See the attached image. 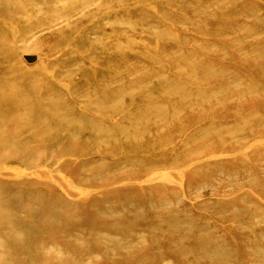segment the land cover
I'll use <instances>...</instances> for the list:
<instances>
[{
  "label": "rangeland",
  "instance_id": "374dc122",
  "mask_svg": "<svg viewBox=\"0 0 264 264\" xmlns=\"http://www.w3.org/2000/svg\"><path fill=\"white\" fill-rule=\"evenodd\" d=\"M166 1L0 3V264H264V3L173 0L107 60Z\"/></svg>",
  "mask_w": 264,
  "mask_h": 264
},
{
  "label": "bare ground",
  "instance_id": "6f19581e",
  "mask_svg": "<svg viewBox=\"0 0 264 264\" xmlns=\"http://www.w3.org/2000/svg\"><path fill=\"white\" fill-rule=\"evenodd\" d=\"M35 1V2H34ZM264 3V0H261ZM2 2H6V6L7 7H13L16 5H27V4H32L34 2V4L38 7H42L44 6V4L46 3V0H0V3ZM48 4V2H47ZM178 11L179 8L176 7V5H174L173 0H167L165 2V4L161 5H156L154 7H148V8H141L140 10L135 11L137 13V21H147L152 19L153 20H157V24H160L161 26H159V28H157L155 30V32L153 34H148L144 37V39L142 38H134L131 40H123V39H119L115 36V39H113L112 41H109V45L107 46L108 49V58L107 60H112L117 61L121 63L123 62V60L125 59L126 56V52L129 51L131 48V45L134 44H142L143 48H145L143 51L137 52V54H142V53H148L149 51L153 50V49H158L162 44H164V42L170 41L172 40L173 35L171 34V30L169 29V27L165 24L170 22V17L169 15L173 14L174 12ZM126 13H131L128 11L127 8H125L124 10ZM176 14L178 12H175ZM219 14L215 15L214 18H219L218 17ZM220 16V15H219ZM214 21H219L217 19H215ZM116 33H114L115 35ZM107 43V44H108ZM110 58V59H109ZM111 61V62H112ZM259 73H256L257 76H255V78H251L253 80L254 84L258 83V79L261 77L258 76ZM260 75V74H259ZM180 93L182 94V89L178 90H170L168 92V99L180 95ZM213 95V93H212ZM167 99V101L169 102V100ZM211 106L209 107L208 111L206 112L208 116H210L211 114H213L214 112L218 111L221 104L220 102L217 101V97H214L213 101L211 102ZM216 103V104H215ZM186 103L183 102L182 100H178L177 102H175L173 105L170 106L169 109H167L166 111H164V113H162V116L164 119H168L171 116H174L177 114V112L186 107ZM148 110H144L142 113L145 114L144 120L147 121L148 123H151V115L152 113L150 112V109L147 108ZM187 126H184V124H181L177 129V131H179V133H183V131L185 130ZM242 127V126H241ZM43 131V130H42ZM174 134V133H172ZM149 188V191L151 192H155L159 190V185L155 184L151 187H147V189ZM139 193H143L142 191H140ZM3 191L0 190V205L3 204V206H5L6 204V200H3L2 195ZM138 197V198H137ZM137 197H135L137 199V201L139 202V204L141 203L140 200L145 199L143 194H138ZM111 196H106L105 198H103L104 200H108L110 199ZM125 199V198H124ZM131 198L128 197L125 200L129 201ZM92 201H96L93 200ZM130 261V260H129Z\"/></svg>",
  "mask_w": 264,
  "mask_h": 264
}]
</instances>
